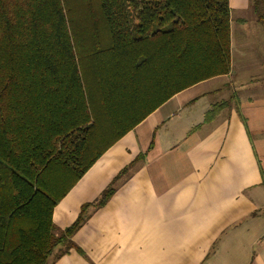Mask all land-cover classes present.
<instances>
[{"label": "trees", "instance_id": "obj_1", "mask_svg": "<svg viewBox=\"0 0 264 264\" xmlns=\"http://www.w3.org/2000/svg\"><path fill=\"white\" fill-rule=\"evenodd\" d=\"M251 1L262 22L263 4ZM98 2L107 41L96 42L89 55L98 54L100 70L111 75L121 58L131 57L120 80L102 82L104 95L118 94L104 114L118 117L116 107L125 104L129 122L124 131H116L122 124L112 125L116 132L105 145L92 133L95 110L70 37L67 0H0V264H47L57 246L62 254L72 248L81 253L70 239L90 205L58 235L54 207L108 147L159 105L230 71L228 0ZM137 100L144 103L140 109ZM230 104L213 105L204 120ZM113 192L111 186L104 190L93 206L104 205Z\"/></svg>", "mask_w": 264, "mask_h": 264}, {"label": "crops", "instance_id": "obj_2", "mask_svg": "<svg viewBox=\"0 0 264 264\" xmlns=\"http://www.w3.org/2000/svg\"><path fill=\"white\" fill-rule=\"evenodd\" d=\"M251 2L228 0L229 73L159 105L54 207L58 235L90 205L70 239L81 253L57 246L47 264H264V20Z\"/></svg>", "mask_w": 264, "mask_h": 264}, {"label": "rangeland", "instance_id": "obj_3", "mask_svg": "<svg viewBox=\"0 0 264 264\" xmlns=\"http://www.w3.org/2000/svg\"><path fill=\"white\" fill-rule=\"evenodd\" d=\"M67 4L70 7L69 11H66L67 20L70 25V37L76 44L77 55L82 62L81 65H79L82 84L86 86L89 94V99L94 103L93 109H96V114L98 116L97 121L95 114L94 125H98L96 128L94 126L92 133L95 132V139H97L99 143H104L105 145L113 139V134L111 136H108L112 129V125H116L115 123L122 124L121 128L119 127V125H117V128L119 129H117L116 131H124L123 128H125L126 126L128 127L129 122L124 120V116L126 114L125 104L122 106V104L120 103L121 106L118 105L116 107L117 112L115 114H117L118 117L110 118L108 115L104 114L103 109H105L106 107H110L111 109L113 108L112 100L113 102L114 100H117L116 98H118V94L116 96L110 94L104 95L103 91L106 87L102 82L108 81L111 78H117L120 80L122 78L123 71L131 65V57L128 55V59L126 60L124 58H121L122 64L119 67L120 69L114 75H111L107 71L100 70V68H102V58L98 57V54L95 56L89 55L93 50L96 42L102 45L103 42L107 41V30L103 25V18L102 16L98 15L97 7L99 5V2L98 0H71L70 4V0H67ZM251 10H253L252 7ZM104 77H106L107 79L102 80ZM143 83L145 82H139L136 88L139 89L141 84ZM207 87L210 89H221V94L215 95L214 97L215 102L227 99L226 94L228 93V88L224 86L222 80H213L208 84ZM123 91L124 89L122 90V92ZM143 104V102H140L138 100L135 102V106H138V109H140ZM141 112L142 110L140 111V113ZM100 148L102 149L103 147L101 146ZM51 260L52 258L50 259V262Z\"/></svg>", "mask_w": 264, "mask_h": 264}]
</instances>
